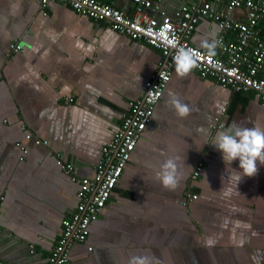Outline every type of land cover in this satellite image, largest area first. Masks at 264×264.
Returning a JSON list of instances; mask_svg holds the SVG:
<instances>
[{"label":"crops","instance_id":"crops-1","mask_svg":"<svg viewBox=\"0 0 264 264\" xmlns=\"http://www.w3.org/2000/svg\"><path fill=\"white\" fill-rule=\"evenodd\" d=\"M194 0H153L152 14L173 16ZM221 9H226L222 2ZM117 6L132 14L133 0ZM46 11V12H45ZM244 10L230 15L246 19ZM217 22L202 17L190 42L219 39ZM228 39L235 40V36ZM21 44L23 52H11ZM217 54L225 57L222 50ZM162 60L161 50L120 34L68 3L0 0V256L4 264H48L63 234L62 221L77 208L78 182L61 168L57 154L79 178H93L103 147L119 131L130 102L140 98ZM169 92L192 109L176 114ZM226 109L224 128L214 122ZM264 127V102L254 91H236L192 69L176 74L156 105L131 160L86 243L70 250L73 264H128L134 255L151 264H264V164L237 187L214 139L236 126ZM32 139L26 138L27 134ZM36 139L48 144H37ZM21 146H18V144ZM177 157L182 175L169 190L156 176ZM198 197L184 204L191 173ZM231 189L225 195V190ZM237 224L239 226L237 227ZM216 243L209 247L206 238Z\"/></svg>","mask_w":264,"mask_h":264},{"label":"built area","instance_id":"built-area-1","mask_svg":"<svg viewBox=\"0 0 264 264\" xmlns=\"http://www.w3.org/2000/svg\"><path fill=\"white\" fill-rule=\"evenodd\" d=\"M50 1L68 3L78 14L102 21L112 30L132 39H143L162 53V60L146 83L144 94L130 102L129 112L124 114L119 131L103 147L93 178H79L76 167L65 161L62 154H57L61 168L79 183L80 189L77 208L62 221L63 234L54 245L48 264H73L71 248L87 242L91 225L107 206L145 129L152 121L156 105L171 82L177 48L192 51L198 58L194 69L202 76H213L220 84L236 91H254L264 102V0H194L178 7L173 16L162 11L160 18L152 14L155 8L153 0H133L135 9L132 14L119 8L118 0H41L43 8ZM222 2L226 3L225 10L221 9ZM236 10H244L246 19L233 18L230 14ZM202 17L217 22L222 31L214 55L190 42ZM229 36H235V40L228 39ZM218 50H222L225 57L218 55ZM23 51L21 44L11 47V52ZM225 113L226 109H223L215 119L214 128L226 126ZM26 138L31 140L32 135L28 133ZM35 141L37 144H48L40 139ZM203 170L204 164L199 162L192 171L185 205L198 197L192 189ZM0 264H4L1 256Z\"/></svg>","mask_w":264,"mask_h":264},{"label":"clouds","instance_id":"clouds-1","mask_svg":"<svg viewBox=\"0 0 264 264\" xmlns=\"http://www.w3.org/2000/svg\"><path fill=\"white\" fill-rule=\"evenodd\" d=\"M208 50L209 55L215 54L216 42L209 43L207 40L202 45ZM198 58L193 55L190 49L179 47L174 56L176 74L184 78L190 74L193 68L197 66ZM169 103L176 110V114L181 118H186L192 111L188 104L183 103L175 93L169 92ZM222 153L224 162L231 166L232 162L239 160V167L242 172L235 169L229 170V180L232 173L236 172L235 179L237 187L243 176H254L258 173V165L264 164V127L254 125L253 127L236 126L227 130H221L216 135L212 143ZM177 157L167 158L156 172V176L162 186L169 190H175L183 178L179 172ZM231 189L225 190V195L230 194ZM239 224H237V227ZM216 241L208 237L205 244L213 246ZM128 264H151L148 256L134 255L129 259Z\"/></svg>","mask_w":264,"mask_h":264}]
</instances>
